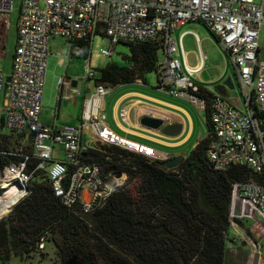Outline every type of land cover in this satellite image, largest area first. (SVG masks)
Instances as JSON below:
<instances>
[{
    "label": "built area",
    "instance_id": "built-area-1",
    "mask_svg": "<svg viewBox=\"0 0 264 264\" xmlns=\"http://www.w3.org/2000/svg\"><path fill=\"white\" fill-rule=\"evenodd\" d=\"M12 11L13 0H0V57L5 54ZM190 23L206 26L230 56L244 106L238 107L218 95L209 100L200 97L202 90H208L195 82L194 76L202 71L207 55L198 40L201 65L190 67L184 59L183 36L178 42L173 36L177 29ZM17 25L12 70L6 74L0 67V128L31 137L32 159L38 164L30 172L29 156L0 149L1 155L21 158L0 168V221L30 195L35 171L44 172V181L51 183L65 206L81 204L85 213L102 206L124 186L122 177L109 184L98 165L82 162L81 154L89 149L82 144L84 135L94 143L114 145L152 160H166L163 154L127 141L107 127L103 104L111 86L96 84L84 100L79 123L57 127L41 121L51 43L56 39L93 42L103 32L112 43L110 50L102 51L105 57H111L121 42L158 43L163 55L156 73L160 85L205 116L209 111L207 157L213 169L226 172L233 167H246L253 176L251 180L233 183L229 218L232 227H237L238 222L250 224L244 230L246 240L252 254L262 256L264 0H22ZM178 53L183 60L178 59ZM96 78L88 61L86 79ZM62 85L63 80L58 84L59 90ZM253 97L260 113L257 117L251 106ZM252 224L257 234L252 232ZM40 248L44 249V242ZM249 264H254L253 260Z\"/></svg>",
    "mask_w": 264,
    "mask_h": 264
},
{
    "label": "trees",
    "instance_id": "trees-1",
    "mask_svg": "<svg viewBox=\"0 0 264 264\" xmlns=\"http://www.w3.org/2000/svg\"><path fill=\"white\" fill-rule=\"evenodd\" d=\"M68 43L71 57L89 59L91 39ZM122 43L129 48L125 64H107L95 84H128L157 73L162 52L158 43ZM200 97L209 100L213 94L202 90ZM251 106L259 116L254 97ZM13 134L1 136L8 139ZM29 142L17 151L0 149L29 156L33 172L38 162L32 159L31 137ZM208 144L205 137L175 169L113 145L88 149L81 154L82 162L98 165L109 184L127 175L124 186L91 213L81 204L65 206L51 183L44 181V172L35 171L30 195L0 221V263L32 259L42 252L44 242L56 250L57 264H226L232 185L253 176L246 167L215 171L207 157ZM19 160L0 154V168ZM134 182L138 186L133 194L128 187Z\"/></svg>",
    "mask_w": 264,
    "mask_h": 264
},
{
    "label": "crops",
    "instance_id": "crops-1",
    "mask_svg": "<svg viewBox=\"0 0 264 264\" xmlns=\"http://www.w3.org/2000/svg\"><path fill=\"white\" fill-rule=\"evenodd\" d=\"M196 24L198 23L187 24L176 30H180L178 35H176V31L173 34L177 42L183 36L184 59L193 68L201 65L198 40L202 51L206 55L207 53L203 48V39L199 37L196 31L182 29ZM187 37H192L196 42L197 49L193 54L186 50L185 39ZM56 41H60L62 45H59V49L54 52L53 44ZM63 44H66L65 50L62 49ZM219 52L224 58L223 70L216 65L208 66L209 57L207 55V61H205L202 71L194 76V80L211 94L218 95L232 104L242 107L244 106L242 96L236 97L232 94L235 90V82L229 73L230 65L233 67L240 85L237 70L221 45ZM54 54L57 55L56 61H50ZM177 57L183 60L180 53ZM89 62L91 64V61ZM87 63L88 61H81V59L70 56L67 41L56 39L51 43V55L48 61L43 94V106L50 105L51 114L48 118H42L41 114L43 123L57 127L63 124L79 123L84 100L94 91L96 86L95 84L94 87L90 88L89 80L86 79ZM210 70L215 72V77L206 79L205 74ZM227 79L232 80L233 89L224 86ZM61 80H63V85L59 90L58 84ZM103 114L109 129L127 141L163 154L165 161L175 157H183L182 161L185 160L208 133L205 113H200L188 101L173 97L166 88L160 85L156 73L153 77L149 74L145 75L144 80L136 79L132 83L111 86L103 104ZM145 117L161 121L163 125L158 128L143 125L142 119ZM82 144L89 149L98 146L88 135L83 136ZM122 179L126 182L127 175L123 174ZM248 225V222H238L237 227L244 230L247 229ZM230 229L233 230L234 234L231 236L228 233L227 263L247 264L253 260L255 264V257L259 256L257 264H264V253H262L263 257L259 253L254 255L251 253L250 256L248 248L239 243L235 228L231 226ZM248 259H250L249 262Z\"/></svg>",
    "mask_w": 264,
    "mask_h": 264
},
{
    "label": "rangeland",
    "instance_id": "rangeland-1",
    "mask_svg": "<svg viewBox=\"0 0 264 264\" xmlns=\"http://www.w3.org/2000/svg\"><path fill=\"white\" fill-rule=\"evenodd\" d=\"M21 2L22 0H13V11H12L9 27L6 33V42L4 45L5 54L0 57V67L4 70L6 74H9L12 70L13 57L15 53L17 35H18V30H17L18 25L17 24H18V19L20 15ZM185 29H191V30L196 31L199 37L203 39V43H202L203 48L209 57L208 66L216 65L221 70H223L224 58L221 56L219 52L220 44L218 40L216 39V37L213 35V33L206 26L202 24L191 25V26L185 27L182 30H185ZM179 33H180V30L176 31V35H178ZM56 45H57V48H56ZM59 45H62L60 41L54 42L53 44L54 52L55 50L59 49ZM65 47H66V44H63L62 49L65 50ZM185 47L188 52L193 54V52L197 49L195 40L192 37H187L185 39ZM111 48H112V43L108 37H104L99 34H97L94 37V40L91 46L90 57H89V60L88 59L87 60L91 61V67L92 69L96 71L97 77H98L99 70L105 68L107 64L109 63H116L119 65L125 64V61L123 60V56L129 54L128 46L121 42L115 46L114 53L112 54L111 57H105L102 55L103 50H110ZM191 58H193V55H191ZM56 59H57V55L54 54V56L51 57L50 61H56ZM162 59H163V55L161 52L159 53V60L161 61ZM87 60L81 59V61H87ZM229 73L231 74L235 82L234 84L235 90L232 92V94L235 95L236 97L240 95L242 96L241 89H240L241 87L237 81L236 75L234 73V69L231 65H230ZM149 75L153 77L154 73H150ZM214 77H215L214 71L210 70L209 72L205 74L206 79H210ZM88 83L90 84V88L94 87L95 79L89 80ZM50 107H51L50 105L43 106L42 118L43 117L48 118L50 116L51 114ZM8 133H9L8 129L0 128V148L6 147L10 149L9 151L11 150L17 151V150H21L24 146L30 145L29 137L26 134H13L8 139H4V137L1 136V135H6ZM104 145H107V144H104ZM120 149H123V148H120ZM123 150H126V149H123ZM133 153H136V152H133ZM139 155H142V154H139ZM122 181L125 182V180L123 179ZM137 186H138V182H134L128 187V190H130L134 194L137 189ZM252 226H253L252 232L254 234H257L255 226L253 224ZM232 228H235L239 243L248 248V251L251 256V253H253V251L246 240L247 236L244 231L247 229L241 230V229H238V227H234V226ZM228 233L231 236L234 234L232 229H229ZM263 253H264V244H263ZM247 261L249 262L250 259H248ZM10 264H57L56 250L54 249L52 244H45L42 252L40 254H35L32 259H29L27 261H20L19 259H14ZM226 264H229V263L226 262Z\"/></svg>",
    "mask_w": 264,
    "mask_h": 264
},
{
    "label": "water",
    "instance_id": "water-1",
    "mask_svg": "<svg viewBox=\"0 0 264 264\" xmlns=\"http://www.w3.org/2000/svg\"><path fill=\"white\" fill-rule=\"evenodd\" d=\"M224 86L227 87L228 89H233V83L231 79H227L224 83ZM142 124L146 126H151L154 128L161 127L163 125V122L154 120L148 117H145L142 119ZM183 157H175L174 159H171L169 161H164L162 162V166L166 169H175L177 168L180 163L182 162ZM255 264H257V261L259 260V256L255 257Z\"/></svg>",
    "mask_w": 264,
    "mask_h": 264
}]
</instances>
